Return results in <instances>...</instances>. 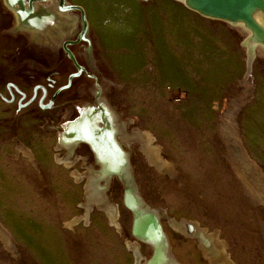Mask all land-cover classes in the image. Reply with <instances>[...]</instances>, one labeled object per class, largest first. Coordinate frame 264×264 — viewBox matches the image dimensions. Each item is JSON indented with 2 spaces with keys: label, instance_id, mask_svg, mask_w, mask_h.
I'll return each mask as SVG.
<instances>
[{
  "label": "rangeland",
  "instance_id": "374dc122",
  "mask_svg": "<svg viewBox=\"0 0 264 264\" xmlns=\"http://www.w3.org/2000/svg\"><path fill=\"white\" fill-rule=\"evenodd\" d=\"M65 2L84 10V36L79 11L35 1L39 34L59 35L46 43L0 0V94L24 93L0 98V264H145L143 212L173 264H210L202 236L229 264L215 235L233 264H264V47L248 60L243 26L180 0ZM65 44L80 73L51 108L24 101L78 71ZM81 117L113 131L116 158L74 137Z\"/></svg>",
  "mask_w": 264,
  "mask_h": 264
},
{
  "label": "water",
  "instance_id": "95a60500",
  "mask_svg": "<svg viewBox=\"0 0 264 264\" xmlns=\"http://www.w3.org/2000/svg\"><path fill=\"white\" fill-rule=\"evenodd\" d=\"M8 4L15 6V2L19 4V8H16L17 12L21 16L22 13L28 12L27 8L25 7L24 0H6ZM32 1H40V0H26L28 2L29 10L33 11V4ZM186 5L197 11L198 13L224 21H229L230 23H243L245 27L249 28L253 36L248 37V42L250 44H261L264 43V0H185ZM59 9L61 11H79L81 14V18L83 20V29L80 33V38L84 36L85 30H86V19L84 10L82 7L78 5L68 4L65 2V0H59ZM255 14L261 19L257 20L255 18ZM76 41H67L66 43H75ZM65 50L68 51L70 57L74 60L76 67L78 68V71L76 73H72L69 78L66 85L60 87L59 89L66 88L70 85L72 77L78 75L82 69V66L78 65L76 63L75 57L72 53V51L66 47L65 44ZM14 85V84H12ZM15 86V85H14ZM21 93V92H20ZM22 96H24V93H21ZM149 214V213H148ZM151 215V214H149ZM151 218H153V223L155 225V217L151 215ZM143 221V218H138L133 223L132 232L134 235L139 237L143 242L146 244L150 243L149 246L152 249V255L150 257V260L154 259L156 257V248L153 240L147 239L146 231H145V224H141ZM140 226H142L140 228ZM156 226V225H155ZM150 238V237H148ZM138 250L139 246H138Z\"/></svg>",
  "mask_w": 264,
  "mask_h": 264
},
{
  "label": "flooded vegetation",
  "instance_id": "af4514ba",
  "mask_svg": "<svg viewBox=\"0 0 264 264\" xmlns=\"http://www.w3.org/2000/svg\"><path fill=\"white\" fill-rule=\"evenodd\" d=\"M34 2L35 1H32V4ZM27 6H28V8H27L28 12H24L22 14H25V16H32V17L35 16L37 19H39V15L36 16V14L32 13L29 10L30 5L28 4V2H27ZM40 29L43 30L44 27L42 26V28H40ZM39 31L33 32V36L37 40H40V41L46 42V43L58 40L59 35L53 34V35H49L47 37H44V36L39 34ZM67 45H70V44H67ZM72 78H74V77H72ZM60 87H62V86H59L57 89H55V91L48 98L49 91L53 89V85H51L49 83H45V84L44 83H37L31 89V96H29V98H27V99H24V101L25 100L31 101V103L34 101H37L38 106H43L45 108H51L54 101L58 97L59 93L62 92L64 89L68 88V87H66V88L59 89ZM6 90H7L9 96L6 97V96L0 94V98L2 100H4V102H6L7 104H10L11 101L13 100V97H14L13 92L14 91L22 93V91L18 87L12 85L11 82H7ZM12 90H14V91H12ZM21 97H24V96H22V94H21ZM18 105H21L20 102L18 103ZM93 124H95V123H92V121H88L84 117H81L79 120H76V121L70 123V126L68 127V129H70V132L73 135H75L74 136L75 138H78L79 140H82L83 142H86L89 144V150L91 151L94 158L97 157L100 153L104 157H106V155H108V157H110V158H116V156L118 154V150H119V144H118V142L114 136L113 131L106 125L105 122L103 124H100L99 126H95ZM73 126H75V128H72ZM71 135L69 134L68 137L69 136L72 137ZM63 137L65 138L64 139L65 143H66V141H70L71 139L72 140L75 139L74 137L66 139L67 137L64 134L62 135V138ZM115 171L119 172L118 169H116ZM99 173L101 175H103L101 172H99Z\"/></svg>",
  "mask_w": 264,
  "mask_h": 264
},
{
  "label": "bare ground",
  "instance_id": "6f19581e",
  "mask_svg": "<svg viewBox=\"0 0 264 264\" xmlns=\"http://www.w3.org/2000/svg\"><path fill=\"white\" fill-rule=\"evenodd\" d=\"M180 1L183 2L186 5L185 0H180ZM254 16H255V18H257V20L261 21V19L257 16V14H255ZM19 23H20V25H26L28 27L33 28L34 29L33 32H36V31H39V30L42 31L40 29L42 27L39 24V21H38V19L35 16L32 17V16H25V14H21V16L19 15ZM232 24H237V25L243 26L246 29L247 37L245 38L244 44L247 46V52H248V56H249L248 60H250L251 53H252L253 49L257 48L258 46L264 47V43H261V44H259V43L258 44H250L248 42V37H252L253 36L252 31L249 28L245 27V25L243 23H232ZM248 67H249V65H248ZM72 128H75V126H73ZM16 150H17V152L23 151L24 154L27 155V152L24 151L22 149V147H20V146H18L16 148ZM65 165H66V163H65ZM164 165H166V163ZM140 212H142V211H140ZM88 215H89V209L86 208L85 214L83 216L84 219H86L88 217ZM107 215L109 216V219H110L111 223H114L115 225H118V221H117L118 214H117V211L115 209H113V208L108 209L107 210ZM79 218L80 217H77L75 220H77ZM140 218H143V221L141 222V224H145V226H146L145 227L146 235L148 237H150V238L147 237V239L153 240L154 244H155V248H156V257L153 260L152 259L150 260V258L147 259L145 264H173V262L171 263L172 260L169 259V254H168V251H167L166 243L164 242L165 238H163L164 234H163V232L159 231L160 227L158 228L159 225H158L157 219L154 218L155 219V225H156L155 226L153 221H152L153 218H151V215H149L148 213H146V212L141 213L140 214ZM75 220H73V221H75ZM141 227L142 226H140V228ZM160 230H161V228H160ZM214 240L219 244V246H220L219 250L225 256V260L229 264H233L227 258L228 254H227V251H226V248H225L226 247L225 242L223 240H221L220 238H217L216 235L214 236ZM200 246H201V248L203 250L204 257L208 260V262L210 264H217L216 260H215L216 256H213V254H211V252L209 251L210 250L209 249L210 248V243H209V241H207V239L204 238V236L201 237ZM135 255H136V257L142 256V254L139 252V250L137 248L135 249Z\"/></svg>",
  "mask_w": 264,
  "mask_h": 264
},
{
  "label": "crops",
  "instance_id": "0c3cea01",
  "mask_svg": "<svg viewBox=\"0 0 264 264\" xmlns=\"http://www.w3.org/2000/svg\"><path fill=\"white\" fill-rule=\"evenodd\" d=\"M63 135V134H62ZM152 250V249H151ZM152 255V254H151ZM151 257V256H150Z\"/></svg>",
  "mask_w": 264,
  "mask_h": 264
}]
</instances>
